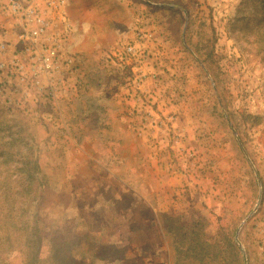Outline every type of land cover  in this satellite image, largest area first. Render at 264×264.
Masks as SVG:
<instances>
[{
    "label": "rangeland",
    "instance_id": "rangeland-1",
    "mask_svg": "<svg viewBox=\"0 0 264 264\" xmlns=\"http://www.w3.org/2000/svg\"><path fill=\"white\" fill-rule=\"evenodd\" d=\"M0 24V264H264V0H0ZM70 95L131 96L139 131Z\"/></svg>",
    "mask_w": 264,
    "mask_h": 264
},
{
    "label": "crops",
    "instance_id": "crops-1",
    "mask_svg": "<svg viewBox=\"0 0 264 264\" xmlns=\"http://www.w3.org/2000/svg\"><path fill=\"white\" fill-rule=\"evenodd\" d=\"M14 19H10L9 21L6 22V37L9 40H12L13 45L20 47L21 43H17L16 38V33H17V29H19L18 26H15L13 23ZM71 38H69L70 40ZM148 72V71H146ZM150 78H147L146 83L150 84L151 81H149ZM146 97H152V95H145ZM70 97H73L74 99L72 101H76V100H87V99H91L90 103L87 105V112L90 114H86L87 116L91 115L92 117L94 115H99L98 119L96 121H89V124L91 123V129L92 127L103 125V129L104 130H109L111 129V125L113 127V129L115 131H127L129 133L131 132H138L139 129L137 130L136 127H134V125H136V120H134L133 118V114L134 113L132 111V107H133V98H130L131 96L128 95H82V97H77L75 98L74 95H70L69 97L66 98L69 99ZM108 102H114L115 105L114 107H109L106 108L104 106V103H108ZM101 104L103 106L102 109L105 108L104 112H108L109 114H106L107 117L105 119V113H102L101 108L100 111H95L90 105H95V104ZM104 120V121H103ZM105 123H107L105 125ZM119 127L118 129L116 127ZM125 126V128H124ZM152 148V147H151ZM152 151V150H151ZM153 154L156 157L157 162L159 161H164L165 157H163V153L158 151H154L153 149ZM152 156V154H150Z\"/></svg>",
    "mask_w": 264,
    "mask_h": 264
},
{
    "label": "built area",
    "instance_id": "built-area-1",
    "mask_svg": "<svg viewBox=\"0 0 264 264\" xmlns=\"http://www.w3.org/2000/svg\"><path fill=\"white\" fill-rule=\"evenodd\" d=\"M51 7L54 6L53 2L49 3ZM57 6V5H56ZM12 7L14 10H16L21 17L24 19V21H29L30 24H32L31 28L28 31L29 37L34 36H41L46 35L47 31L51 25V19L49 16H47V12L44 10L39 9L38 7L32 6L31 4H28L27 7H22L20 3L13 1ZM0 46L3 47L4 44L1 41V24H0ZM132 47L128 48V51H132ZM58 46H55L51 48L48 52V54L44 58V63L42 67H45L46 69H50L52 71L53 65L58 60Z\"/></svg>",
    "mask_w": 264,
    "mask_h": 264
},
{
    "label": "trees",
    "instance_id": "trees-1",
    "mask_svg": "<svg viewBox=\"0 0 264 264\" xmlns=\"http://www.w3.org/2000/svg\"><path fill=\"white\" fill-rule=\"evenodd\" d=\"M194 229V228H193ZM193 233H194V231H192ZM233 245L235 246V248H236V244L233 242ZM237 252L239 253V251H238V249H237ZM238 253H236L235 255V258H237L236 259V261L239 263V264H242V263H240V259L238 258Z\"/></svg>",
    "mask_w": 264,
    "mask_h": 264
}]
</instances>
